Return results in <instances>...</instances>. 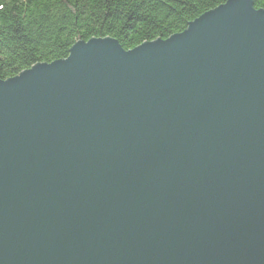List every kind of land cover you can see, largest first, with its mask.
<instances>
[{
    "label": "water",
    "instance_id": "water-1",
    "mask_svg": "<svg viewBox=\"0 0 264 264\" xmlns=\"http://www.w3.org/2000/svg\"><path fill=\"white\" fill-rule=\"evenodd\" d=\"M0 264H264V10L0 80Z\"/></svg>",
    "mask_w": 264,
    "mask_h": 264
},
{
    "label": "trees",
    "instance_id": "trees-1",
    "mask_svg": "<svg viewBox=\"0 0 264 264\" xmlns=\"http://www.w3.org/2000/svg\"><path fill=\"white\" fill-rule=\"evenodd\" d=\"M227 0H0V80L111 37L124 50L183 31ZM264 10V0H253Z\"/></svg>",
    "mask_w": 264,
    "mask_h": 264
}]
</instances>
